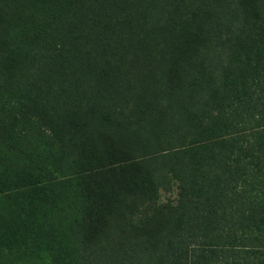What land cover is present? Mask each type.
I'll use <instances>...</instances> for the list:
<instances>
[{
  "label": "trees",
  "instance_id": "16d2710c",
  "mask_svg": "<svg viewBox=\"0 0 264 264\" xmlns=\"http://www.w3.org/2000/svg\"><path fill=\"white\" fill-rule=\"evenodd\" d=\"M0 264H264V0H0Z\"/></svg>",
  "mask_w": 264,
  "mask_h": 264
},
{
  "label": "rangeland",
  "instance_id": "374dc122",
  "mask_svg": "<svg viewBox=\"0 0 264 264\" xmlns=\"http://www.w3.org/2000/svg\"><path fill=\"white\" fill-rule=\"evenodd\" d=\"M176 189L173 185L170 186L168 190H159V198L164 199L166 197L175 196Z\"/></svg>",
  "mask_w": 264,
  "mask_h": 264
}]
</instances>
